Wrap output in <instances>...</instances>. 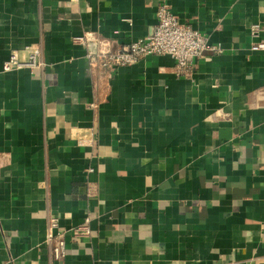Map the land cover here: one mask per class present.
<instances>
[{
	"label": "crops",
	"instance_id": "crops-1",
	"mask_svg": "<svg viewBox=\"0 0 264 264\" xmlns=\"http://www.w3.org/2000/svg\"><path fill=\"white\" fill-rule=\"evenodd\" d=\"M160 1L0 0V264H264V0H166L222 48L192 78L167 55L95 66L96 38L152 35ZM34 44L44 71H2Z\"/></svg>",
	"mask_w": 264,
	"mask_h": 264
},
{
	"label": "built area",
	"instance_id": "built-area-1",
	"mask_svg": "<svg viewBox=\"0 0 264 264\" xmlns=\"http://www.w3.org/2000/svg\"><path fill=\"white\" fill-rule=\"evenodd\" d=\"M71 7H78V0H71ZM156 25L152 35L123 45L120 49L111 48L109 41L103 37L96 38V48L93 52H88V58L94 61L99 68H113L114 70L131 66L132 64L155 56L167 55L174 62L173 70L178 77L192 78L197 69L198 63L192 58H202L207 51L221 52L219 45H211L209 36L190 24L181 21L173 12L170 4L166 0H161L156 12ZM263 26L256 23L252 26V36L260 37ZM76 42L85 45L83 37H77ZM253 50L264 49V42L255 44ZM28 58H21L19 52L14 53L4 62L2 71L11 72L28 68L32 71H44L45 60L43 50L39 44L27 45L25 48ZM74 123H91L93 118L88 114L76 113L72 117ZM91 141L88 138L78 140V146H89ZM93 171V167L89 168ZM9 213L8 202L0 201V214ZM58 219L51 218L49 223V234L45 241L51 248L53 260L60 261L67 256V240L63 233L56 232L58 229ZM87 223L90 222L88 218ZM86 234H90V229L86 225L83 227Z\"/></svg>",
	"mask_w": 264,
	"mask_h": 264
}]
</instances>
